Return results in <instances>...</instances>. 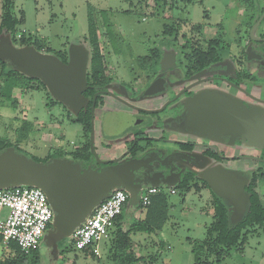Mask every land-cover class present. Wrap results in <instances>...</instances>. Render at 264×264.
Returning a JSON list of instances; mask_svg holds the SVG:
<instances>
[{"label": "rangeland", "instance_id": "obj_1", "mask_svg": "<svg viewBox=\"0 0 264 264\" xmlns=\"http://www.w3.org/2000/svg\"><path fill=\"white\" fill-rule=\"evenodd\" d=\"M12 1L14 4L13 14L21 21L16 27L15 41L14 35L9 32H3L0 35V42L3 46L17 50L24 46L34 47L37 53L57 60V58L60 59L57 56V51L63 49V45L67 51V60L71 51L73 57L70 62H63L60 59L63 63L60 67L62 71L70 74L79 83L81 89L87 82L90 64V48L86 40L90 11L98 27L99 43L104 54L106 70L112 73L113 83L131 82L135 77L137 80L144 79L142 71L149 68L150 65L148 63L141 65L138 63V59L150 56L152 49L159 48L162 51L163 47L167 45L179 49L177 48L178 42L190 36L196 30L194 27L196 24L202 25L211 32L220 25L224 29L232 31L235 27L233 21L248 20L246 12L243 11L241 0H172L171 7L167 5L168 3L163 4L162 0ZM2 14V0H0V21ZM105 22L109 24V35L114 38V44L110 43L105 35L107 30ZM262 26L264 27V22L261 24ZM165 30L167 33L164 32ZM200 30L197 31L198 40L205 42L207 36ZM245 32H247L246 29ZM20 35H24L26 38L30 37L31 41L37 40L42 47H38L40 48L38 49L31 43L21 45L19 43ZM74 46L77 47V53ZM260 76L264 75L259 73ZM46 86L43 87L37 81L31 83L25 80L19 81L16 77L0 82V137L12 143L11 146H8L12 152L37 162L48 163L54 159L70 162L69 160H73V158H70L68 152L80 149L85 144L89 145L91 158L93 156L95 158L97 156L95 153L97 144L95 143H98L99 140L100 110L95 111V132L92 139L90 133L86 135L81 125L72 120L77 113L76 105L80 102L79 92L75 96L65 98L70 101V103L67 101L65 103L58 100L59 97L54 95L48 85ZM135 92L141 93L142 91L136 89ZM255 115L257 118L259 117L257 114ZM256 130H258L259 136L255 133L252 134L253 142L256 143L255 145H260V150H264V130L259 129V126ZM102 133L104 134L101 137L102 141L112 146L113 139L111 140L108 135L111 133L110 130L104 127ZM8 147L0 149V154ZM116 148L114 146L112 152H117L122 147ZM60 149L65 150L67 155L58 156L57 152ZM100 157L107 156L104 154ZM253 164L252 161L246 162L245 168ZM258 164L257 171L252 168L235 172L247 177L255 171L258 178L254 189L258 192L260 202L264 207V162ZM144 165L140 164V167L136 169L131 168L128 180H122L120 181L122 183L115 186L116 189L123 183H133L140 195L142 192L140 186L146 190L154 184L167 200L168 218L161 232L130 234L133 245L137 241H141L143 246L141 251H134L136 255L145 257L139 264H195L198 257L194 251L196 243L205 237L206 230L213 220V191L198 176H196V180H192L193 184L187 190L179 186L177 178L171 181L166 179L148 181L143 178L145 172L136 173L144 168ZM17 184L18 186H32L27 183ZM221 200L227 206L229 214L238 216V218L247 211L246 204H242L240 207L235 205V207L231 202L222 198ZM49 203L53 210L52 221L36 248V255L41 258V264H113L109 254L110 234L97 244L98 254L82 252L72 247L71 235L74 227H70L64 236H60L56 242L57 252L55 253L50 236L58 225V212L51 201ZM137 205L138 203L132 205L129 201L125 204L124 210L127 208L126 211H133ZM244 240L245 243L240 250H232L220 260L210 258L211 264H264V221L262 224L250 228ZM138 245L133 248H138ZM60 251L64 253H60ZM14 253L13 250L0 242V261L8 256H14ZM29 255L30 259L35 257V254L33 256L31 252Z\"/></svg>", "mask_w": 264, "mask_h": 264}, {"label": "flooded vegetation", "instance_id": "obj_2", "mask_svg": "<svg viewBox=\"0 0 264 264\" xmlns=\"http://www.w3.org/2000/svg\"><path fill=\"white\" fill-rule=\"evenodd\" d=\"M241 1L248 20L233 21L235 27L232 31L220 25L211 32L200 24L194 25L196 30L178 42L179 49L170 45L163 47L157 67L143 69L144 79L137 80L135 77L131 82L113 83L112 73L105 70L109 81L102 87L97 85L93 95V99L97 100L94 115L98 109L101 112L99 140L95 143L96 155L100 157L99 149L108 152L114 146L117 147L115 141L122 139L123 148L114 157L121 156V160L143 157L141 164H145V167L136 173L145 172L143 178L152 182L176 178L180 182L189 173L197 176L193 171L201 165L203 158L220 162L250 158L249 161L254 164L248 166L247 170H258V163L264 162V150L256 149V154L242 152L243 144L247 141L242 123V107L252 109L264 105V76L259 77V73L264 75V27H261L264 16L251 32L253 24L264 11V0ZM201 28L203 29L200 30ZM199 30L206 34L205 42L198 40ZM164 50H168V57H171L172 52L174 58L171 65L167 59V66L161 68L160 60ZM149 86H153L152 92L145 93ZM136 89L142 92L136 93ZM161 95H165V100L155 111L136 110L133 115H129L123 109L114 107L116 103L124 106L123 101L130 105V100ZM86 98L88 104L90 98ZM188 105L193 108L196 106V113L202 110L198 109L199 106H204L208 117L213 111L217 114L216 118H226L227 113L236 123L231 126L220 125L218 130L206 132L203 136L181 139L182 134L187 132L196 134L198 127L187 122ZM104 127L115 133L108 134L113 139L112 146L101 139ZM147 128L158 131V136L153 132L148 133ZM139 131L140 134H137ZM138 138L139 143L145 146L141 152L135 151V141ZM194 151H199L200 156ZM102 159L108 162L98 163L93 156L82 167L91 165L102 168L114 163L110 161L112 157ZM141 187L143 186H140L143 191Z\"/></svg>", "mask_w": 264, "mask_h": 264}, {"label": "water", "instance_id": "obj_3", "mask_svg": "<svg viewBox=\"0 0 264 264\" xmlns=\"http://www.w3.org/2000/svg\"><path fill=\"white\" fill-rule=\"evenodd\" d=\"M263 16L264 11L253 24L251 32L259 24ZM74 50L77 53V47L74 46ZM170 53L171 57H168L167 52H163L160 60L161 68L167 66V59H169V65L173 62L174 55L172 52ZM72 57L71 51L68 54L67 61L70 62ZM52 58L37 53L34 47L24 46V48L22 47L17 50L5 48L0 42V59L8 60L18 72L40 79L45 86L48 85L51 88L56 97H59L57 98L58 100L66 103L67 99L65 98L75 96L79 92L78 97L80 98V102L76 105L75 109H77V113L74 115L77 116L79 110L85 108L87 105L88 98L83 95L87 82L81 89L78 85L79 83L70 74L64 70L62 71L60 65L62 66L63 63L60 59L57 58L55 60ZM151 87L153 86H149L145 93H151L153 90H151ZM67 103H70V101H67ZM94 103L95 99L92 102L90 131L92 139L94 138ZM196 108V106L195 108L190 105L187 106L188 113L186 119L188 123H194L198 126L196 127V134L198 135L218 130L217 128L220 125L224 126L226 124L231 126L232 123H236L227 113L226 118H216L217 114L213 111L210 112L211 116L208 117L204 106H199L198 109L202 108V110H198L197 113ZM242 108L245 139L251 142L252 145H255L256 143L253 142L252 137L254 133L255 135L259 134L256 129L259 126V129L262 128L264 130V110L254 107L250 109L246 106ZM255 114L259 117L257 118ZM255 146L260 147V145ZM96 158L98 163L108 162L107 160H100L98 156ZM142 160L143 157L121 160V156H119L110 160L114 163L102 168H93L91 165L82 167L79 162H74L73 160L69 161L74 163L66 162L62 159H54L48 163L37 162L12 152V149L8 147L0 154V188H10L18 186L17 183H27L45 192L48 201H51L58 212V225H56L55 231L50 236V241L54 247L53 251L56 253V242L60 236H64L70 227H74L72 229L74 231L87 217L93 207L101 203L108 196L109 192L115 189L116 184L122 183L120 182L122 180H128L131 168H138ZM197 167L200 171L194 170L193 172L198 178L207 183L213 193L227 202H231L234 206L240 207L242 204H246L248 211L249 199L245 187L250 182V176H241L235 172L238 170L227 168L221 163L206 166L202 162ZM152 186L156 185L153 184ZM119 188H123L129 193L132 205H136L139 202V194L133 183H123ZM244 194L245 196H243ZM246 212H244V215ZM244 215L238 218V216L230 213V224H237L243 219ZM235 218L236 220L234 221Z\"/></svg>", "mask_w": 264, "mask_h": 264}, {"label": "trees", "instance_id": "obj_4", "mask_svg": "<svg viewBox=\"0 0 264 264\" xmlns=\"http://www.w3.org/2000/svg\"><path fill=\"white\" fill-rule=\"evenodd\" d=\"M163 4L168 3V6H172V0H162ZM2 19L0 21V35L3 32H9L13 36L15 41V33L17 32L16 27L21 21L18 19L14 13V4L12 0H2ZM88 29L86 40L88 41L90 48V64L89 72L87 74V87L83 91V95L90 98L87 107L82 108L77 116L72 120L81 125L84 133L88 135L91 131V117H92V99L96 89V86H104L108 83L109 79L105 75L106 62L104 54L102 53L100 43H99V33L98 27L94 20L93 14L90 11L88 14ZM106 32L105 35L110 43H113L114 38L109 35V24L105 22ZM171 29V28H170ZM172 30V29H171ZM164 32L167 33V30ZM171 32V31H170ZM19 43L23 44H33L36 48L42 47L39 45L37 40H30V37L26 38L24 35H20ZM57 51V56L63 62L67 61V51L63 47ZM40 49V48H38ZM118 51V50H117ZM161 55V50L159 48L152 49L151 55L143 56L138 59V63L144 65L148 63L152 68L157 67L159 57ZM11 77H16L21 80H25L28 83L37 81L42 84L36 77L26 76L17 70H15L8 60L0 59V82L9 79ZM98 98V97H97ZM95 106H97V100L95 101ZM140 134V131L137 132ZM139 139H136V152H141L145 146L139 143ZM182 144V143H179ZM10 141L0 137V149H4L8 146H11ZM58 156H66L67 152L63 149L58 150ZM69 156L74 159V161L80 162L82 166L89 163L91 160V153L89 152V145L85 144L80 149L68 152ZM33 158V157H32ZM35 159V158H33ZM37 160V159H35ZM87 167V166H85ZM262 175V174H260ZM264 175V174H263ZM258 175L255 172L251 173L250 182L245 187V190L248 193L249 199V208L243 219L235 225H231L229 222V212L227 206L222 202L221 197L213 193L212 198V210H213V220L209 227L206 230L205 237L198 241L195 246L194 251L197 253L198 257L195 260V264H211L210 258L215 260H220L232 250H240L243 244L245 243V235L250 228H253L256 225H260L264 221V207L260 202V197L258 192L254 189ZM196 176L192 173L185 176L182 181L179 182V186L184 189H190L192 180H196ZM202 180V179H201ZM206 185L207 183L202 180ZM209 187V186H208ZM128 198L126 203L129 202ZM124 204V206H125ZM123 206V209H124ZM136 208L144 209L143 218H137L130 221L128 228L123 229L120 226L119 220L122 217L123 210L121 214L116 218L114 226L110 229L109 234L111 235L110 239V260L113 264H139V262L144 260L143 255H136L133 249V242L130 237L131 233L136 232H161L163 226L168 218L167 215V200L165 195L161 192H158L150 197V203L147 206H142L141 201L138 202ZM1 241V238H0ZM72 243V241H71ZM13 250L14 256H8L5 259L0 261V264H41L39 255H36V248L31 250L33 256L35 257L30 259V253H23L19 248L11 243L7 246ZM73 247V245H72ZM60 253H64L60 251Z\"/></svg>", "mask_w": 264, "mask_h": 264}, {"label": "built area", "instance_id": "obj_5", "mask_svg": "<svg viewBox=\"0 0 264 264\" xmlns=\"http://www.w3.org/2000/svg\"><path fill=\"white\" fill-rule=\"evenodd\" d=\"M159 191L156 186L143 189L139 195L142 206H147L151 195ZM128 198L129 193L125 189L112 190L73 231V248L98 254L97 244L109 235ZM52 217L53 210L42 189L13 186L0 190V238L5 246L14 243L21 252L30 253L38 246Z\"/></svg>", "mask_w": 264, "mask_h": 264}, {"label": "crops", "instance_id": "obj_6", "mask_svg": "<svg viewBox=\"0 0 264 264\" xmlns=\"http://www.w3.org/2000/svg\"><path fill=\"white\" fill-rule=\"evenodd\" d=\"M165 51V50H164ZM103 53V52H102ZM165 100V95H161V96H158V97H155V98H143V99H138V100H130L129 101V104L128 105V102H125L123 101L122 105H120L119 103H116L114 105L115 108H118V109H123L127 114L129 115H133V111H136V110H144V111H155V110H158L159 109V106L161 103H163ZM129 106V107H128ZM257 109L261 110L263 109L264 110V105H260V106H257ZM129 110V112H128ZM132 110V112H131ZM98 124H99V120H98ZM99 127V126H98ZM148 133H151L153 132V134L155 136H158V131H150L151 129H146ZM95 132V130H94ZM151 135V134H150ZM132 136V135H131ZM152 136V135H151ZM192 136H203V135H198V134H195L194 132H187L185 134H182V137L181 139H190ZM153 138V137H152ZM157 138V137H156ZM122 139H118L115 141L116 143V146L117 148L116 149H119L120 147L123 148V145L121 143ZM121 148V150H122ZM257 150H259V147L255 146L254 144L252 145L251 142H248L245 141L244 144H243V150L242 152L244 154H256L257 153ZM121 150H117V152H112L113 150H109L108 152H106L104 149H99L98 152L100 153L99 155H104L106 154V156L108 157H112V159H114L115 155L118 154V152H120ZM230 151V149H228ZM194 153L199 154V151H194ZM98 156V154H97ZM114 157V158H113ZM99 158V156H98ZM101 158V157H100ZM99 158V159H100ZM106 158V157H105ZM250 158H245V159H242L240 161H227V162H220V161H215L214 159H211V158H203V162L206 164V166H212V165H215V164H218V163H221L223 166L227 167V168H232V169H236L238 171H246L249 167H246L245 168V165H246V162L250 163L251 161H249ZM100 160H105V159H100ZM251 167V166H250ZM196 171H200L198 169V167L195 168ZM197 178V177H196ZM114 190V189H113ZM112 191V190H111ZM110 191V192H111ZM109 192V193H110ZM109 195V194H108ZM108 197V196H107ZM106 197V198H107ZM127 209V208H126ZM126 209L124 210L123 209V214H122V217L121 219L119 220L120 222V226L123 228V229H127L128 228V225L130 223V221H132L133 219H137V218H143L144 216V209H139V208H134L133 211L131 210H127ZM93 211V210H92ZM127 213V215H126ZM129 215V217H128ZM85 220V219H84ZM83 220V221H84ZM129 220V221H128ZM82 224V223H81ZM114 226V225H113ZM1 242V241H0ZM138 242V243H137ZM135 245L139 244L138 245V248H133L135 252H139L141 251L143 248L142 244H141V241H137ZM140 242V243H139ZM2 243V242H1ZM3 244V243H2ZM133 245V246H135ZM5 246V245H4ZM7 247V246H6ZM38 247V246H37ZM140 247V248H139Z\"/></svg>", "mask_w": 264, "mask_h": 264}]
</instances>
